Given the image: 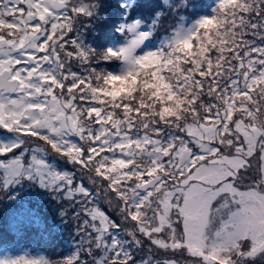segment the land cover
<instances>
[{"label":"snow or ice","instance_id":"1","mask_svg":"<svg viewBox=\"0 0 264 264\" xmlns=\"http://www.w3.org/2000/svg\"><path fill=\"white\" fill-rule=\"evenodd\" d=\"M0 205V264H264V0H0Z\"/></svg>","mask_w":264,"mask_h":264},{"label":"trees","instance_id":"2","mask_svg":"<svg viewBox=\"0 0 264 264\" xmlns=\"http://www.w3.org/2000/svg\"><path fill=\"white\" fill-rule=\"evenodd\" d=\"M196 2L198 4H204L206 0H196ZM169 22L166 21L165 23L167 24ZM4 211V206L0 205V244L15 251L19 250L20 247H27L30 250L36 251L40 249L45 254H51L48 249V238L41 231L32 229L28 232L9 233L5 226ZM63 235L67 238L68 232L64 231Z\"/></svg>","mask_w":264,"mask_h":264},{"label":"rangeland","instance_id":"3","mask_svg":"<svg viewBox=\"0 0 264 264\" xmlns=\"http://www.w3.org/2000/svg\"><path fill=\"white\" fill-rule=\"evenodd\" d=\"M211 2V0H206V2L205 3H210ZM204 3V4H205ZM24 249H27V250H30V249H28L27 247H22V248H20L19 250H17V252H19V251H21V250H24ZM31 251V250H30ZM37 252H40L41 254H45L44 252H42L40 249H37L36 250Z\"/></svg>","mask_w":264,"mask_h":264}]
</instances>
